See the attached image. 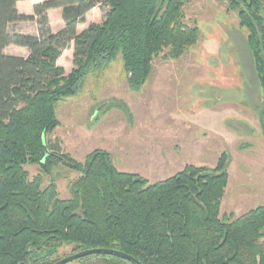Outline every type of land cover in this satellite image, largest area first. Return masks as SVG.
Instances as JSON below:
<instances>
[{"label": "trees", "instance_id": "16d2710c", "mask_svg": "<svg viewBox=\"0 0 264 264\" xmlns=\"http://www.w3.org/2000/svg\"><path fill=\"white\" fill-rule=\"evenodd\" d=\"M0 0V264H55L64 246L74 252L116 250L141 264H264V207L221 217L229 181L228 156L214 169L187 166L151 184L117 170L105 151L84 163L47 140L59 127L57 104L76 96L93 71L121 57L131 91H140L157 58L181 59L200 31L185 23L186 0H48L20 14L18 3ZM237 14L264 97V0H218ZM106 7L101 24L87 14ZM63 9L65 27L54 34L48 12ZM37 21L39 35L12 31ZM74 44L69 74L57 62ZM10 46L27 58L9 56ZM264 121V114L261 115ZM48 152V154H47ZM39 167L32 177L29 167ZM59 167L79 175L62 199L46 178ZM73 263L134 264L93 255Z\"/></svg>", "mask_w": 264, "mask_h": 264}, {"label": "rangeland", "instance_id": "374dc122", "mask_svg": "<svg viewBox=\"0 0 264 264\" xmlns=\"http://www.w3.org/2000/svg\"><path fill=\"white\" fill-rule=\"evenodd\" d=\"M106 12V7H98L87 24H101ZM184 14L185 23L200 31L196 46L176 61L157 58L138 92L129 88L120 56L93 71L76 96L57 104L60 125L47 140L80 163L95 151H105L118 171L134 173L151 184L190 165L214 169L226 154L229 181L221 217H240L264 207V97L247 44L248 31L218 0H186ZM32 26L26 22L12 28L30 32ZM72 52L67 48L61 58L60 66L68 73ZM28 170L32 177L39 173L37 166ZM78 177L59 167L45 186L54 181L59 196L66 199ZM73 250L62 247L56 259L75 254Z\"/></svg>", "mask_w": 264, "mask_h": 264}, {"label": "crops", "instance_id": "0c3cea01", "mask_svg": "<svg viewBox=\"0 0 264 264\" xmlns=\"http://www.w3.org/2000/svg\"><path fill=\"white\" fill-rule=\"evenodd\" d=\"M45 1H48V0H28V1H24V2H19L18 3V10L20 12V14L22 15H27V16H32L33 15V9L35 5L39 4V3H43ZM31 3V4H29ZM99 7V6H98ZM98 7L94 8L92 11H90L87 16H86V23H83V24H80L78 26V34H81L83 33L90 25L92 24H100V23H94V22H90L87 24L88 22V19H89V16L95 11L98 9ZM29 9V10H28ZM56 13V14H55ZM55 14V17L58 15L59 18V22H58V26L56 27L53 23V18H54V15ZM48 18H49V22H50V27L52 29V32L54 34L60 32L62 29H64L65 27V22L63 20V9H53V10H50L48 12ZM22 23H26V22H21V23H17L15 25H20ZM34 26H32L31 28V31L28 32L26 31L24 28H16L13 30V26H11V30L14 31V32H17V33H20V34H24V35H33V36H38L39 35V26H38V23L37 21H33L32 22ZM87 24V25H85ZM84 26V27H83ZM73 44V43H72ZM9 48H14L15 52L14 53H9ZM70 49L74 56V44L71 45V48H68ZM64 53V52H63ZM5 54L6 55H9V56H17V57H22V58H27L28 55H29V51L27 49H24V48H20V47H16V46H10L8 47L6 50H5ZM63 56V55H62ZM62 58V57H61ZM61 58L58 60L57 64L59 67H61ZM73 69V68H72ZM71 69V70H72ZM67 74H69L68 72H66ZM181 171V170H180ZM179 171V172H180ZM177 172V173H179ZM130 174H134V173H130Z\"/></svg>", "mask_w": 264, "mask_h": 264}, {"label": "water", "instance_id": "95a60500", "mask_svg": "<svg viewBox=\"0 0 264 264\" xmlns=\"http://www.w3.org/2000/svg\"><path fill=\"white\" fill-rule=\"evenodd\" d=\"M48 154V152H47ZM93 255H108V256H115V257H119L122 259H125L131 263L134 264H141L140 262H138L135 258H133L132 256L116 251V250H108V249H92V250H87V251H82V252H78L75 253L71 256H68L66 258L61 259L60 261H58L55 264H71L77 260L89 257V256H93Z\"/></svg>", "mask_w": 264, "mask_h": 264}]
</instances>
